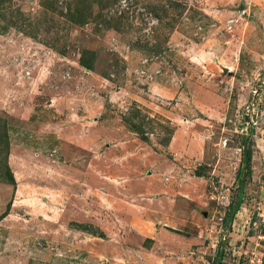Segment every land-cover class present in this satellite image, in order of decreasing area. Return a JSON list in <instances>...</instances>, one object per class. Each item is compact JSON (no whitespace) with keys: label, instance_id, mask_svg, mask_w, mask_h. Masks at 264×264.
Wrapping results in <instances>:
<instances>
[{"label":"rangeland","instance_id":"rangeland-1","mask_svg":"<svg viewBox=\"0 0 264 264\" xmlns=\"http://www.w3.org/2000/svg\"><path fill=\"white\" fill-rule=\"evenodd\" d=\"M219 257L264 264V0H0V264Z\"/></svg>","mask_w":264,"mask_h":264},{"label":"trees","instance_id":"trees-1","mask_svg":"<svg viewBox=\"0 0 264 264\" xmlns=\"http://www.w3.org/2000/svg\"><path fill=\"white\" fill-rule=\"evenodd\" d=\"M244 158H245V161H244V166L239 170L238 172V181L237 183L239 184V189H243V185H244V182L242 180V177L245 176V173H250V170H251V167H250V161H251V158H250V155L249 154H245L244 155ZM242 194V192L240 193ZM240 201H238L235 205V207H233L232 211L227 214L226 216V225H231L232 222L234 221L238 211L240 210ZM216 264H222V260H221V257L218 258L217 260V263Z\"/></svg>","mask_w":264,"mask_h":264}]
</instances>
